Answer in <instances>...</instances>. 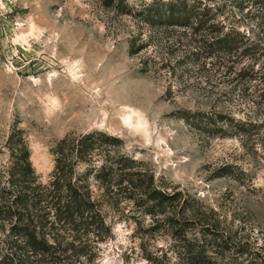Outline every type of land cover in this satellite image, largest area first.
Listing matches in <instances>:
<instances>
[{"label":"rangeland","instance_id":"obj_1","mask_svg":"<svg viewBox=\"0 0 264 264\" xmlns=\"http://www.w3.org/2000/svg\"><path fill=\"white\" fill-rule=\"evenodd\" d=\"M223 2L225 26L264 44L255 5ZM138 18L101 0H0V192L12 129L23 132L42 185L57 141L105 132L122 143L98 150L135 160L134 170L146 172L133 177L140 189L113 195L91 181L104 226L86 247L59 232L64 253L49 264H245L249 254L238 251L264 248V46L232 58L254 72L242 96L241 82L203 65L211 58L193 50L191 30ZM251 121L258 127L249 141L234 125ZM148 186L170 198L149 208ZM4 216L0 264L18 263Z\"/></svg>","mask_w":264,"mask_h":264},{"label":"trees","instance_id":"obj_2","mask_svg":"<svg viewBox=\"0 0 264 264\" xmlns=\"http://www.w3.org/2000/svg\"><path fill=\"white\" fill-rule=\"evenodd\" d=\"M101 2L111 4L121 15L139 17L146 25L156 23L191 30L198 41L193 50L197 54H205L203 62L211 58L212 62L203 65H209L214 72L241 82L238 91L242 96L248 93V77L251 78L254 72L239 67L240 61L232 58L239 51L242 60L258 52L259 46L264 44L249 42L239 31L225 26L219 19L225 4L223 0H152L139 7L131 6L124 0ZM240 2L255 5L256 15L264 19V0ZM196 117L201 118V114H196ZM234 127L236 133L252 141V129H257L258 124L255 121L236 122ZM113 143L122 141L100 131L78 136L65 135L51 149L54 167L49 181L42 185L32 168L23 132L18 130L15 133L12 129L6 142L10 167L0 192V214L5 215L3 220L9 224V234L15 238L16 250L22 259L15 263L12 257L7 258L5 264H49L52 258L64 253L58 249L61 231L73 234L69 236L71 247L77 242V247H86L88 236L97 237V231L104 226L105 220L102 208L92 201L91 181L101 187L106 186L109 194L115 190L113 195L140 189L133 183V177L145 176L146 172L134 170L137 166L135 160L120 151L103 154L98 150V147ZM81 167L84 171L78 172ZM152 188L148 186L147 193L143 191L141 194H147L146 199L151 203L149 208L160 207L170 197ZM153 212L146 211L148 214ZM238 253L249 254L250 260L245 264H264V248L252 253ZM85 256L84 252L75 255L76 259ZM87 261L83 264H91L90 259Z\"/></svg>","mask_w":264,"mask_h":264}]
</instances>
